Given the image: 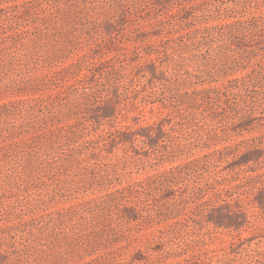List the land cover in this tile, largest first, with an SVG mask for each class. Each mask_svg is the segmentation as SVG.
Instances as JSON below:
<instances>
[{
  "label": "rangeland",
  "instance_id": "rangeland-1",
  "mask_svg": "<svg viewBox=\"0 0 264 264\" xmlns=\"http://www.w3.org/2000/svg\"><path fill=\"white\" fill-rule=\"evenodd\" d=\"M0 264H264V0H0Z\"/></svg>",
  "mask_w": 264,
  "mask_h": 264
},
{
  "label": "trees",
  "instance_id": "trees-1",
  "mask_svg": "<svg viewBox=\"0 0 264 264\" xmlns=\"http://www.w3.org/2000/svg\"><path fill=\"white\" fill-rule=\"evenodd\" d=\"M228 25H232L234 26V29H236L239 33H244L245 31L249 30L250 28L256 29L258 26V20L257 18H251V19H246L243 21H234ZM207 29V28H206ZM205 30V29H203ZM245 36V35H244ZM245 124V122H244ZM155 127L153 126H147V127H143L141 128L139 131H128V130H122V131H118L117 134L115 135H110V141L112 145H116V144H121V145H126L128 143H133L132 141L136 139H139L136 137V135H138V137H143L142 142L144 144H146L145 139L147 140V143H151L152 139L157 137V131L156 129H154ZM158 130V129H157ZM145 138V139H144ZM208 155L202 156L201 158H205ZM201 161V159H192V160H187L185 161L183 164L177 165L175 167L170 168L168 171L164 172V175H162L164 180L167 179L169 180L170 178H174V174L180 173L184 170H192L193 168H195L198 165V162ZM131 190V188H130ZM261 200H257L256 204L258 209V213H262L263 210V206L261 204ZM237 214V213H235ZM240 214V212H239ZM238 215V214H237ZM210 224H212L213 227H235V228H239L241 227L237 222H231V223H227V222H219L216 220V218H212L208 220ZM229 247L228 249L231 250L229 253L233 252V243L229 242L228 243Z\"/></svg>",
  "mask_w": 264,
  "mask_h": 264
}]
</instances>
